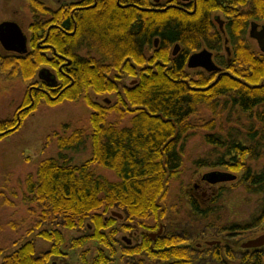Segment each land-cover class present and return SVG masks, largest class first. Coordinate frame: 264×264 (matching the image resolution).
<instances>
[{"label":"trees","instance_id":"obj_1","mask_svg":"<svg viewBox=\"0 0 264 264\" xmlns=\"http://www.w3.org/2000/svg\"><path fill=\"white\" fill-rule=\"evenodd\" d=\"M93 2L84 0L82 4ZM133 2L150 6L149 0ZM96 3L77 15L76 30L70 36L66 32L71 30L64 15L66 4L51 8L40 0H28L31 23L27 53L6 52L0 46V75L28 84L15 114L0 118V140L15 132L18 122L21 125L42 103L53 106L83 98L92 110L90 130L74 127L66 133L69 125H61L64 133L55 130L46 138L47 143H56L57 156L42 159L35 174L27 175L21 200L29 205L36 221L29 233L44 222L58 219L67 229L81 228L88 222L91 234L72 239L71 247L80 248L95 241L100 247L92 264H108L116 253L117 221L111 214L116 208L126 221L122 229L135 226L144 230L139 243L120 248L124 256L145 254L153 263L188 264L193 251L184 244L183 237L171 232L150 234L148 230L155 229L167 214L161 202L167 197L169 184L180 180V141L193 129L190 118L200 106H206L215 115L231 105L256 120L257 127L252 124L239 137L231 131L225 135L215 132L213 119L202 121L201 127L207 130L203 139L225 153L215 157L216 162L196 163L199 167L223 166L241 172L237 185L261 196L258 212L247 222L230 224L228 230L244 232L264 222V165L259 170L251 166L252 162L264 159V53L244 38L251 22L264 20V0H247L244 12L236 14L229 10L225 14L233 51L228 61L218 57L223 72L217 77L216 72L190 70L185 61L189 53L201 46L220 51L218 32H211V11L222 9L224 3L235 7L241 0H198L194 14L122 9L117 0ZM155 39L157 47L153 46ZM175 42H180L183 50L172 57L170 49ZM84 46L99 58L78 55ZM41 69L50 71L55 84L38 77ZM121 74L137 80L130 87L120 88ZM90 90L97 95L116 93V101H94L88 94ZM113 113L116 118L110 120ZM127 117L128 123L122 125L121 120ZM88 141L90 158L72 164L67 152H80ZM226 156L229 161H225ZM93 165L111 170L117 179L96 174ZM3 188L6 191H0V201L10 205L8 188ZM8 191L17 197L15 191ZM190 205L201 217L216 215L213 208H201L194 198ZM7 225L15 228L17 224L9 221ZM38 234L51 243L48 251L36 256L33 242L27 241L2 257L0 247V264H47L50 257L61 254V231L43 229ZM212 254L219 259L218 250ZM240 261L264 264V253L260 249L245 252ZM128 264L144 263L138 260Z\"/></svg>","mask_w":264,"mask_h":264},{"label":"rangeland","instance_id":"obj_2","mask_svg":"<svg viewBox=\"0 0 264 264\" xmlns=\"http://www.w3.org/2000/svg\"><path fill=\"white\" fill-rule=\"evenodd\" d=\"M51 8L58 7L56 0H40ZM65 1V0H63ZM28 0H0V22L13 21L20 25L26 36H29L28 25L31 23V13L27 7ZM82 55L99 58L95 51L89 52L84 46ZM90 54V55H89ZM148 56L150 53L147 54ZM137 77H127L121 74L119 86L130 87L131 80ZM27 83L19 79L8 80L4 75H0V118H10L20 106L24 94L27 91ZM89 96L97 102L116 101V93L107 95H97L89 91ZM92 113L90 107L83 98L75 101L64 100L56 105H46L42 103L36 111L29 114L22 124L17 125V130L11 135L0 140V191L13 190L17 197L9 195L12 202L10 205L0 201V247L2 257L11 254L22 244L31 241L35 247V253L49 250L51 243L42 238L39 231L57 229L63 234V244H61V255L52 256L58 264H92L97 256L100 247L95 241H88L80 248L71 247L72 239L89 235L92 229L90 223H85L83 227L67 229L61 226V220L53 223L44 222L39 229L29 233V228L33 226L35 216L31 215L29 205L22 202L21 197L25 191V179L29 173L35 174L38 163L49 156H57L56 143L46 142V138L55 130L64 133L61 125H69L66 133H70L74 127H84L89 129V117ZM116 114L110 115L109 119L114 120ZM215 123V132L225 135L228 131L241 136L247 132L252 124L257 127L256 120L246 114H242L231 105L217 114L213 115L206 106H200L198 113L190 118L194 127L187 136L180 141L182 168L179 181H172L169 184L167 197L161 202L167 214L156 224V228L148 230L150 234L158 231L165 234L171 232L185 239V245L192 249V258L188 264H241V257L245 252L252 249L243 247L242 244L250 239L264 235V222L257 227L244 232L228 230L232 223L247 222L253 214L259 210L261 196L246 192L243 187L238 186L241 172H233L223 166L199 167L196 163L200 160H210L216 162L217 158L224 154V149L214 148L208 144L203 135L207 130L201 127L202 121ZM129 118L121 120V124H127ZM243 140V139H241ZM246 139H244L245 141ZM72 157V164H81L90 158V142L88 141L83 150L77 153L67 152ZM218 156V157H217ZM217 157V158H215ZM225 161H229L226 156ZM264 165V159L252 162L253 170H259ZM95 173L109 180H116L114 172L111 170L93 165ZM211 171L232 172L237 177L233 181L210 184L202 180V176ZM194 198L201 208L207 205L216 211L214 217H201L191 210L190 199ZM122 212L121 210H118ZM118 233L116 240L120 242V248L127 246L122 237L131 239V246L141 241L144 230L139 227L122 229L126 224L125 219L115 218ZM12 221L17 225L10 227L7 222ZM153 224V223H152ZM147 232V234H149ZM116 253L109 259L108 264H128L132 261L142 260L144 264L153 263L145 254L127 258L121 253L120 248L115 243ZM264 253V245L258 248ZM218 250L219 254L215 258L213 251ZM232 255L230 258L229 254ZM0 258V262H1Z\"/></svg>","mask_w":264,"mask_h":264},{"label":"flooded vegetation","instance_id":"obj_3","mask_svg":"<svg viewBox=\"0 0 264 264\" xmlns=\"http://www.w3.org/2000/svg\"><path fill=\"white\" fill-rule=\"evenodd\" d=\"M83 1L84 0H65V1L56 0V2L58 3V7H60L63 4H66L65 7H64V12H66V14H64V15L68 17V20H69V22L71 24L70 25L71 26L70 27L71 30L66 31V32L70 36H73V34H74L75 30H76V24H77L76 17L81 12V10L89 8L90 5H91V7H95L96 4H97L96 3L97 0H92L94 2H93V4H90V5L82 4ZM133 1L134 0H117V5L120 6L122 9H126V8L129 7V8H137V9H140V10H146V11L147 10H150V11L155 10V11H160V12H163V13L166 12L168 14H174L173 10H177L181 14H194V12L197 9V4H198V0H149L150 6L142 7V6L137 5ZM224 1L227 2L228 0H224ZM246 8H247V0H241V4H237L235 7H233L232 5H226L224 3L222 9L221 8L220 9H214L213 11H211V19H212L213 26H214L211 29V32H213V33L218 32L217 35H218V38H219L220 51L209 49L207 46H201L198 50L193 51V52L188 54L187 59L185 61V66L188 68L187 62H188V58L190 57V55H192L193 53L199 52V51H201L203 49H206L209 52H211L212 61L219 68V70L213 71V72L217 73L216 77L219 76L223 72V70H222L221 65L218 62V57L220 59L228 61V60H230V57H231V54H232V51H233V43L231 41V37H230L229 33H227V31H226V24L228 22V18H227V16L225 14H229L228 13L229 10L231 12L234 11V12H236V14H238V13H240V11L244 12L246 10ZM220 22L222 23V28L220 27ZM252 23H255L257 25V30H260L262 28V26H264V20H258V21L251 22L249 24L247 32H246V34L244 36L245 40L248 41L253 46L254 49L260 51V49L258 47L257 40L250 36V29H251V24ZM212 44H214V43H212ZM157 45H158V39H157L156 43L154 41L153 46L157 47ZM43 46H45V45H43ZM175 48H177V49H176L175 53H173ZM170 50H171L170 51L171 56L172 57H176L182 52L183 45L180 42H175V43L172 44V47H171ZM82 51H83V49L78 52V55L83 56V57H88L87 54L86 55H82L81 54ZM145 53L148 54V53H150V51L146 48L145 49ZM59 58L56 59V60H59ZM188 69L192 70V68H188ZM196 69L204 70L202 68H195V69L193 68V70H196ZM136 80L137 79L131 80V84H134L136 82ZM123 87H126V85H122V88ZM50 90H52V89H50ZM107 102L108 101H105V103H107ZM118 210L119 209L115 208L112 211V213L116 212V213H120L121 214L122 212H120ZM115 217L117 219H124V218L118 217L117 215H115ZM122 239H123L122 241H124L126 243V245L127 244H131V239L130 238H125V236H124V237H122ZM128 241H129V243H128ZM116 244L120 248V242L118 240L116 241ZM260 247L250 248V249L254 250V249H258ZM247 249H249V248H247ZM41 254L42 253L37 255L35 253L36 256H40ZM53 262L57 263L55 260H51V257H50L49 262L47 264H51ZM71 264H73V263H71Z\"/></svg>","mask_w":264,"mask_h":264},{"label":"water","instance_id":"obj_4","mask_svg":"<svg viewBox=\"0 0 264 264\" xmlns=\"http://www.w3.org/2000/svg\"><path fill=\"white\" fill-rule=\"evenodd\" d=\"M220 27L222 28L221 22ZM250 36L257 40L260 51L264 53V26H262L260 30H257V25L255 23H252ZM156 42L157 39H155V43ZM0 46L6 52H14L20 55L27 53L28 38L18 23L13 21L0 22ZM176 49L177 48H175L173 53H175ZM187 66L188 68H202L208 72L219 70L218 66H216L212 61L211 52L206 49L190 55V57L188 58ZM38 77L50 85L55 84L56 82L55 77L47 69L39 70ZM235 179V174L226 171H211L202 176V180L210 184L228 182ZM112 214L117 215L118 217H122L120 213L113 212ZM262 245H264V235L250 239L242 244V246L246 248H256ZM51 264L57 263L53 262Z\"/></svg>","mask_w":264,"mask_h":264}]
</instances>
